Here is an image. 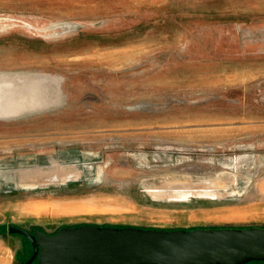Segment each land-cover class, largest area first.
Listing matches in <instances>:
<instances>
[{"label": "rangeland", "instance_id": "rangeland-1", "mask_svg": "<svg viewBox=\"0 0 264 264\" xmlns=\"http://www.w3.org/2000/svg\"><path fill=\"white\" fill-rule=\"evenodd\" d=\"M80 225L264 229V0H0V264Z\"/></svg>", "mask_w": 264, "mask_h": 264}, {"label": "water", "instance_id": "water-1", "mask_svg": "<svg viewBox=\"0 0 264 264\" xmlns=\"http://www.w3.org/2000/svg\"><path fill=\"white\" fill-rule=\"evenodd\" d=\"M27 239L32 255L21 264H250L264 263L259 227L157 230L81 225L55 234L9 227Z\"/></svg>", "mask_w": 264, "mask_h": 264}, {"label": "trees", "instance_id": "trees-1", "mask_svg": "<svg viewBox=\"0 0 264 264\" xmlns=\"http://www.w3.org/2000/svg\"><path fill=\"white\" fill-rule=\"evenodd\" d=\"M81 226V225H80ZM73 227H77V226H73ZM59 231V230H58ZM57 231V232H58ZM28 241V240H27ZM29 242V241H28ZM30 243V242H29ZM32 253H33V250H32ZM255 263H257V262H253V263H250V264H255ZM34 264H37V262H35ZM259 264V263H258ZM260 264H262V263H260Z\"/></svg>", "mask_w": 264, "mask_h": 264}, {"label": "bare ground", "instance_id": "bare-ground-1", "mask_svg": "<svg viewBox=\"0 0 264 264\" xmlns=\"http://www.w3.org/2000/svg\"><path fill=\"white\" fill-rule=\"evenodd\" d=\"M185 198V197H184Z\"/></svg>", "mask_w": 264, "mask_h": 264}]
</instances>
